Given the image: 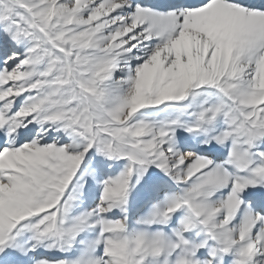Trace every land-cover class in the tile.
Listing matches in <instances>:
<instances>
[{"label":"rangeland","instance_id":"rangeland-1","mask_svg":"<svg viewBox=\"0 0 264 264\" xmlns=\"http://www.w3.org/2000/svg\"><path fill=\"white\" fill-rule=\"evenodd\" d=\"M170 4L161 10L139 0H0V146L6 139L14 145L0 158L7 179L0 186V243L24 234L16 245L25 251L58 246L70 255L100 197L114 206L129 194L134 220L171 184L182 187L207 225L202 205L220 181L211 172L183 178L185 139L201 148L234 141L246 151L232 150L225 162H256L253 176L234 181L227 173L228 215L238 203L233 188L258 185L264 9L239 0ZM177 203L170 195L138 223L170 220ZM164 245L144 229L115 240L111 253L116 264H144ZM80 258L112 264L87 252Z\"/></svg>","mask_w":264,"mask_h":264},{"label":"bare ground","instance_id":"bare-ground-1","mask_svg":"<svg viewBox=\"0 0 264 264\" xmlns=\"http://www.w3.org/2000/svg\"><path fill=\"white\" fill-rule=\"evenodd\" d=\"M139 1L141 4L154 2L155 6H162L165 3V0ZM181 1L185 6L204 0ZM239 1L249 7L259 8L264 5V0ZM192 139H185L180 143L182 149H184L182 159V163L185 165L183 178H201L211 172L213 176L217 177L221 185L212 200L209 199L211 201H205L202 205L203 209H206L210 214V221L207 225H205L206 223L203 224L202 218L200 219L196 215L197 212L195 213L192 204L182 196L180 185L164 188L145 205L146 207L139 211L140 213L134 217V220L132 218L134 216V206H130L129 194L124 195L114 206L108 205L107 199L100 197L99 202L95 203L93 207L95 213L98 212V214L91 218L87 227H84L82 238L78 240L74 251L70 255H67V253L61 254L62 251L57 249L58 246L46 254H43L46 252L44 249L33 253L25 251L16 245L18 242H25L26 236L22 234L17 238H8V240L0 243V264H82L83 259L80 257H83L85 252L94 257L100 256L101 259H108L112 264H116L115 257L111 253L114 241L117 240L120 243L122 240L124 242L129 241L132 233H141L144 229L147 232L149 231L153 237L158 236L165 244L160 257L146 260V262H143L144 264H162L166 258L171 259L170 264H264V174L255 187L248 188L243 192H239L235 187L233 188L235 194L232 195L234 198H238V203L228 215L224 200L227 195L226 192L229 190L227 187V173H230V175L232 173L234 181L240 179L241 171H243L244 177L253 176L254 173L250 168H242V164L241 166H238L236 162L228 164L231 161L229 160L230 162L227 163L224 158L232 150L238 149L241 152L244 146L231 141L228 144L201 148ZM12 146L14 145L11 141L6 139L4 145L0 146V158L5 156ZM246 147V149L250 148ZM248 150L252 151L251 149ZM254 154V158L258 162H264V140L260 141ZM207 168L211 170L206 172ZM6 180L4 172L0 170L1 187H5ZM190 184L193 185L192 182ZM254 193L260 194L258 200H254ZM172 194H176L177 200L180 202L177 203L178 207H176L173 217L165 222H157L154 226L142 228V224L138 223L141 217L145 213H152V209L159 211V203L165 201ZM187 216L190 217L191 221L186 220ZM120 224L123 225V228L121 227L122 229L118 230ZM140 225L141 227H139ZM202 227L213 230L215 238L216 235L222 236V238L220 240L216 238L217 242L214 244L202 234ZM100 237L103 239L101 242H99ZM227 244H230L232 248L226 252L225 245ZM150 245H153L152 242ZM64 251L65 249H63V253ZM128 263L136 264L135 260Z\"/></svg>","mask_w":264,"mask_h":264}]
</instances>
